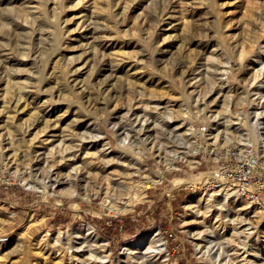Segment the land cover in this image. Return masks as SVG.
<instances>
[{
  "label": "rangeland",
  "instance_id": "1",
  "mask_svg": "<svg viewBox=\"0 0 264 264\" xmlns=\"http://www.w3.org/2000/svg\"><path fill=\"white\" fill-rule=\"evenodd\" d=\"M12 1L17 2H0V21H4L2 13L9 6L14 4L17 10H21L22 4H31L28 8L36 11V14L47 9L50 18L59 22L62 39L58 49L45 59L46 72L55 73L48 79L49 88L46 89L47 85H42L38 91L33 88L32 91L40 95L38 99H30L29 105L24 106L25 102L21 100L13 108L15 102L8 99L9 94L7 97L3 87L6 81L0 79V264H93L91 252L105 248L99 245L101 241L93 243L86 236V229L91 226L100 238L107 241L114 264H127V255L122 248L125 243L157 232L162 240L159 242H164L163 247L169 256L164 264H208L209 260L199 251L195 238L209 243L211 234L205 231L206 224L216 228L218 223L225 226L218 228L225 230L224 237H231L235 232L231 221L235 214L226 215L225 206L219 207L215 201L209 209L199 197L190 201L196 194L212 192L203 189L201 182H183L180 187L172 189L173 180L181 176L193 180L202 171L209 173L216 169V156L211 154V147L206 148V144L200 139L196 140L195 135H187L189 124L196 127L199 124H213L214 128L217 127L215 131L222 132L218 142L225 145L221 130L226 125L238 136V117L254 118L257 115L251 104L240 101V95L253 98L259 111H262L260 115H264V92L256 89V85L264 80V64L261 65L264 61V0H159L158 5L151 0ZM37 4H41L40 9ZM159 7L162 10L160 15L157 13ZM90 15L94 18H89ZM45 26L52 27L50 24ZM94 26H98L99 30H94ZM4 29H0V49L4 45L14 46V42L7 38L8 29ZM37 34L34 33L35 37L31 38L32 41L35 39L31 45L33 49L29 52L25 50L27 54L22 53L24 58L20 55L22 51L13 47L12 82H18L22 77V81L28 80L30 72L40 64L36 49L41 41ZM7 41L11 43L7 44ZM96 41L102 60L97 63L100 66L93 67L90 45ZM111 61L117 64L113 65L114 72L122 77L123 83L109 82L118 78L108 77ZM53 62L57 65L61 63V67ZM17 66L21 67L18 69ZM60 68L68 72L62 73ZM226 71H230L228 76ZM104 76L108 77V81H104L100 91L95 83L105 79ZM81 78L88 82V87L84 89L86 91L82 89V97L86 99L89 90L92 91L91 95L94 94L93 104L84 101L89 105L87 109L75 99L80 88L85 86ZM62 83L67 86L65 91L62 90L65 94L51 87ZM51 92H54L52 103H46V106L41 104L44 109L54 112L48 133L43 131L36 138L34 136L43 123L39 121L35 126L25 127L24 122L34 117L37 110L34 107L41 102L39 99L51 96ZM99 92H103L100 96L104 95L100 97ZM229 94H232L231 123L226 122L225 111L221 112V100ZM187 109L192 112L190 115H187ZM186 120L189 124L185 123ZM155 122L180 129L172 135L167 128L163 136L157 139ZM142 125L144 128L141 130ZM15 131L16 136H12ZM180 132L186 134L182 139L177 138ZM18 135L20 140H17ZM125 137L129 143L123 145L121 140ZM194 140L199 143L198 148ZM138 142H141L140 146ZM158 143L161 145L157 146ZM152 144H155V148H151L153 151L150 149ZM66 145L73 147L62 158L59 148ZM51 149L56 151L54 158H50ZM183 150L188 157H180ZM172 159L176 160L175 167L170 164ZM68 173H78V180L74 181L75 178L71 176V182ZM158 173L162 175L161 181L154 182L147 189L141 185L149 175L159 179ZM24 176L32 183L38 182L39 186H31ZM55 176L60 179L55 189L52 186L56 182L47 188L40 183L44 178L51 179L49 183L47 181L50 184ZM195 185L200 186L197 188ZM68 186L77 188V193L70 194L63 189ZM133 190L140 196L130 193ZM106 196L108 200L103 202ZM110 198L117 200L115 207H110L113 202L109 203ZM189 201L192 203L188 207L186 202ZM254 205L264 209V200ZM227 207L230 213L235 212L236 206L231 202ZM254 212L247 215L241 213L247 217V221L250 219L247 225L251 227L248 230L252 231L249 237H246V233L242 234L241 239L250 248L253 246L264 250V216L258 222ZM204 217L210 219V223H204ZM244 225L241 228L247 226ZM77 229L81 230L79 234L75 232ZM59 230L64 235L70 232L72 242L79 244L78 249L56 242ZM222 234L218 232L217 236ZM240 250L243 251V248ZM240 254L243 256L245 252ZM144 259L145 256L129 262L143 264ZM103 264H110V261Z\"/></svg>",
  "mask_w": 264,
  "mask_h": 264
},
{
  "label": "bare ground",
  "instance_id": "2",
  "mask_svg": "<svg viewBox=\"0 0 264 264\" xmlns=\"http://www.w3.org/2000/svg\"><path fill=\"white\" fill-rule=\"evenodd\" d=\"M7 2V4L8 3H13V2H17V1H12V0H0V2ZM52 1H54V0H52ZM58 1V0H57ZM111 1V0H110ZM152 1V3L154 4V5H158V3H159V0H151ZM164 1V0H163ZM212 1V0H211ZM34 2V1H33ZM22 3V2H21ZM27 3V2H26ZM31 3V2H30ZM56 3H58V2H56ZM65 3V2H64ZM103 3V2H102ZM29 4V3H28ZM163 4V3H162ZM2 5V4H1ZM31 5V4H30ZM30 5H26V6H24V4H22V6H23V8L21 9V10H17L16 9V7L17 6H15L14 4L13 5H11V6H9L8 8H7V10H5V11H3V13H2V16L4 17V18H2V19H4V21L2 20V21H0V29H8V30H6L7 32H6V35L8 36L7 38H9V39H11V42H14V46L13 47H15L14 49H19V50H21L22 52H21V54L20 55H22V53L23 54H27V52H25V50H28V52H29V50L32 48L31 47V45H32V42L35 40H33L32 41V37L34 36V33H38L37 34V37L40 39L39 41H41V45L39 46V47H37V49H36V52H37V55L39 56V61H41L40 62V64H37L38 66H37V68L34 70V71H29V69H28V72H30L31 73V75L30 76H28L29 77V79L28 80H26V81H22L23 80V77H22V80L21 79H19L20 81H18V82H15V80H14V82H12L11 81V77L13 76L12 74H11V67L13 66H11V62L15 59L14 58V56H11V55H14V52H13V47H10L9 45L7 46V45H4V46H2L1 47V49H0V79L1 80H3V81H6V84L3 86L5 89V92H7V97H8V94H9V97H8V99L11 101V102H15L14 103V107L13 108H15L17 105H19L20 104V102H21V100H23L25 103H24V106H27V105H29V103L31 102V100H34V99H38V95H40V94H36V92H34V91H32L33 90V88H37V91L39 90V89H41V87H42V85H47V83H50L49 82V80L48 79H50V77L52 78V75H54L55 73H53V74H50V73H48V72H46V70H45V66H46V63H45V59L50 55V54H52V53H54L55 52V50H57L58 49V47L60 46V42H61V39H62V31H61V28L59 27L60 25H59V22L57 21V22H54L53 21V19L52 18H50V16L48 15V11H47V9H45V12H40L39 14H36V11H32V9H30V8H28V6H30ZM56 5H58V4H56ZM105 5V4H104ZM111 5H112V3H111ZM33 6H35V5H33ZM40 6H41V4H37V7H38V9H40ZM54 6L55 5H53V8H54ZM65 6V5H64ZM166 6V5H165ZM5 7V6H4ZM3 7V8H4ZM36 7V8H37ZM52 7V6H51ZM158 7V6H157ZM172 7V6H171ZM18 8V7H17ZM58 8H61V7H58ZM154 8H156V7H154ZM161 7H159V9H157V13H159V15H160V11H162L161 9H160ZM33 9H35V8H33ZM167 10V9H166ZM2 11V10H1ZM39 11V10H38ZM93 12V11H92ZM165 12V11H164ZM163 12V13H164ZM168 12V11H167ZM152 13H154V12H152ZM87 14V13H86ZM91 14V13H90ZM145 14V13H144ZM156 14V13H155ZM63 15V14H62ZM93 15H94V13H93ZM97 15H98V13H97ZM100 15V14H99ZM145 15H147V14H145ZM154 15V14H153ZM163 15V14H162ZM161 15V16H162ZM85 16V15H84ZM87 16V15H86ZM88 17V16H87ZM96 17V16H95ZM159 17V16H158ZM89 18H91V19H93L92 18V15H90V17ZM89 18H88V20H89ZM162 18V17H161ZM1 19V18H0ZM90 19V20H91ZM87 20V21H88ZM87 21H85L86 23H87ZM85 23V24H86ZM47 24H50V25H52V27H51V29L50 28H47V26H45V25H47ZM83 25V24H82ZM88 25V24H87ZM92 26V25H91ZM84 27V26H83ZM89 28V27H88ZM99 27L98 26H94V30H97ZM186 28V27H185ZM189 28V27H188ZM5 29H4V31H5ZM86 29H87V27H86ZM93 29V28H92ZM99 30V29H98ZM105 30V29H104ZM185 31H187V29L185 30ZM188 31H189V29H188ZM1 32V31H0ZM94 33H95V31H94ZM182 33V32H181ZM89 34V33H88ZM188 34V33H187ZM187 34H185V35H187ZM89 35H91V34H89ZM94 35V34H93ZM35 37V36H34ZM167 37V36H166ZM166 37H165V39H166ZM185 37V36H184ZM4 38V37H3ZM94 38H96V40H97V37L95 36ZM14 39V41H12ZM45 39V40H44ZM37 40V39H36ZM65 40V39H64ZM92 40H94V39H92ZM2 41V40H1ZM38 41V42H39ZM11 42H9V43H11ZM8 43V41H7V44H9ZM37 42H35L34 44H36ZM48 43H49V45H48ZM64 43V42H63ZM151 43V42H150ZM2 44V43H1ZM13 44V43H12ZM11 44V45H12ZM63 45V44H62ZM151 45V44H150ZM34 46V45H33ZM83 46V45H82ZM92 48H91V50H90V53H91V51H92V56L94 57H92V60H94L93 61V67H96V66H100V65H97V63L99 62V61H101L102 60V57L99 55V47H98V44H97V41H96V43H92V45H90ZM35 47H36V45H35ZM89 47V46H88ZM150 47V46H149ZM151 48V47H150ZM150 48H148V49H150ZM33 49V48H32ZM83 49H85V48H83ZM178 49V48H177ZM5 51H7V52H5ZM20 52V51H19ZM19 52L17 53L18 55H19ZM120 52H122V50L120 51ZM147 52V51H146ZM124 53V52H123ZM145 53V52H144ZM150 53V52H149ZM88 54V53H87ZM125 54V53H124ZM16 55V54H15ZM23 56V58L25 57L24 55H22ZM31 56H32V54H31ZM16 57V56H15ZM21 57V56H20ZM67 57V56H66ZM74 57V56H73ZM83 57V56H82ZM22 58V59H23ZM35 58H38V57H36L35 56ZM53 58V57H52ZM72 58V57H71ZM85 58V57H84ZM260 58V57H259ZM262 58V57H261ZM20 58H18V60H19ZM55 59V58H54ZM57 59V58H56ZM55 59V60H56ZM74 59V58H73ZM21 60V59H20ZM35 60H38V59H35ZM59 60V59H58ZM104 60H106V59H104ZM113 60V59H112ZM52 61V60H51ZM50 61V62H51ZM57 61V60H56ZM60 61V60H59ZM58 61V62H59ZM115 61V60H114ZM16 62V61H15ZM20 62V61H19ZM49 62V63H50ZM61 62V61H60ZM187 62V61H186ZM264 61H262V63H261V65L262 64H264L263 63ZM10 63V64H9ZM31 63H33V61L31 62ZM39 63V62H38ZM62 63V62H61ZM61 63H59L60 65H61ZM88 63V62H87ZM86 63V64H87ZM89 63H90V61H89ZM88 63V64H89ZM110 64H109V66H108V68L110 69V73L108 74V77H118L116 80H114V81H112V80H110L109 82L111 83V82H113V84H116L117 82H122L123 83V81H122V77H120V76H118L117 75V72H114V66L115 65H117V64H115L114 65V63H113V61H111V62H109ZM121 63H123V62H121ZM34 64H35V62H34ZM53 64L55 65V66H60V65H57V63H54L53 62ZM63 64V63H62ZM132 64V63H131ZM180 64V63H179ZM186 64V63H185ZM48 65V64H47ZM50 65V64H49ZM52 65V64H51ZM66 65V64H65ZM64 65V66H65ZM90 66H91V64H89ZM88 65V66H89ZM102 65V64H101ZM114 65V66H113ZM178 65V64H177ZM184 65V64H183ZM33 66V65H32ZM41 66H44L43 68H41ZM21 67V66H20ZM19 67V68H20ZM23 67H25L24 65H23ZM27 67H28V65H27ZM61 67V66H60ZM17 68H18V66H17ZM18 68V69H19ZM29 68H31L30 66H29ZM34 68V67H33ZM49 68V67H48ZM53 68V67H52ZM66 68V67H65ZM92 68V67H91ZM117 68H119V67H117ZM262 68H264V66L262 65ZM54 69H56V67L55 68H53V70ZM57 69H59V67L57 68ZM62 68H60V70H61ZM63 69H64V67H63ZM62 69V70H63ZM98 69V68H97ZM136 69V68H135ZM17 70V69H16ZM31 70V69H30ZM61 70V72L62 73H67L68 71H66V72H63ZM103 70V69H102ZM105 70V69H104ZM118 70V69H117ZM50 71H52V70H50ZM49 71V72H50ZM56 71V70H55ZM59 71V70H58ZM70 71V70H69ZM14 72L16 73V71L14 70ZM19 72H21V71H19ZM27 72V71H26ZM102 72V71H101ZM227 73H226V75L228 76V74H229V72L228 71H226ZM22 73H24L23 71H22ZM58 73V72H57ZM56 73V74H57ZM98 73V72H97ZM97 73H95V74H97ZM100 73V72H99ZM134 73H136V72H134ZM133 73V74H134ZM20 74V73H19ZM28 74V73H27ZM67 75V74H66ZM128 75H129V73H128ZM131 75V74H130ZM26 76V75H25ZM55 76H57V75H55ZM68 76H70V75H68ZM67 76V77H68ZM187 76V75H186ZM196 76H197V74H196ZM226 76V77H227ZM97 77V79H98V76H96ZM95 77V78H96ZM105 77V76H104ZM103 77V78H104ZM108 77H105V79H103V80H101V81H99L97 84L95 83V87H97V89H101V87L103 86V83H104V81L105 80H107V78ZM194 77V79H195V76H193ZM256 77H257V75H256ZM264 77V76H263ZM12 78H14V77H12ZM25 78V77H24ZM60 78V76L58 77V80L56 81V80H54V81H56V83L58 84L59 83V79ZM78 78V77H77ZM102 78V77H101ZM100 78V79H101ZM68 79V78H67ZM96 79V80H97ZM132 79V78H131ZM193 79V80H194ZM81 80H83L82 78H81ZM93 80V79H92ZM62 81V80H61ZM83 81H85V80H83ZM91 81V80H90ZM90 81H89V83H90ZM98 81V80H97ZM108 81V80H107ZM132 81V80H131ZM196 81H197V79H196ZM203 81V80H202ZM63 82V81H62ZM64 82H66V81H64ZM63 82V83H64ZM75 82H77V81H75ZM96 82V81H95ZM128 82V81H127ZM132 82H134V81H132ZM54 83V82H53ZM63 83H62V85H56V87H55V83L53 84L54 85V87L53 86H51L53 89H56V91L58 90L59 92H62V93H64L62 90H64L65 91V87H67L66 85H63ZM82 83H85L84 85V87L82 86L80 89L81 90H79L78 91V96H76L77 98H75L76 99V101H78L79 103H80V106L81 107H84V109L86 108V107H88L87 105H86V103L85 102H87V104H90V103H92L93 101H92V97L94 96V94H90L91 92H89V91H87L88 92V94H86V99H84L82 96V92H84V91H86V90H84V89H86L87 87H88V82L86 83V81L85 82H82ZM108 83V82H107ZM106 83V84H107ZM131 82H129V84H130ZM182 83V82H181ZM184 83V82H183ZM194 83H196V82H194ZM14 84H16L17 86H15V87H13V85ZM61 84V83H60ZM65 84H67V83H65ZM117 84H119V83H117ZM135 84H137V83H135ZM1 85V84H0ZM91 84H89V86H90ZM122 85V84H121ZM126 85V84H125ZM133 85H134V83H133ZM133 85H132V87H133ZM200 85V84H199ZM73 86V85H72ZM181 86V85H180ZM195 86V85H194ZM256 86H258V88H256V89H259V92H264V80L259 84V85H256ZM32 88L31 90H29V89H26V88ZM46 87V89H48L49 87H48V85L47 86H45ZM91 87H92V85H91ZM106 87V86H105ZM110 87V86H109ZM108 87V88H109ZM94 88V87H93ZM107 88V89H108ZM128 88V87H127ZM134 88V87H133ZM1 89V88H0ZM52 89V90H53ZM82 89L84 90V91H82ZM137 89V88H136ZM3 90V91H4ZM42 90H45V89H43L42 88ZM102 90V89H101ZM100 90V91H101ZM103 90H105V89H103ZM66 91H68V90H66ZM73 91H74V89H73ZM194 91V90H193ZM198 91V90H197ZM257 92H258V90H256ZM40 92H41V90H40ZM39 92V93H40ZM58 92V93H59ZM94 92V91H93ZM115 92V91H114ZM62 93H61V95H62ZM66 93V92H65ZM64 93V94H65ZM103 93V92H102ZM102 93H100L99 92V96H100V94H102ZM106 93V92H105ZM192 93V92H191ZM201 93V92H200ZM45 94V93H44ZM47 94H49V93H47ZM185 94H186V92H185ZM233 94V93H232ZM232 94H229V95H226L221 101V104H222V107H221V112L222 111H225V115H226V117H227V119H226V122H230V121H232V115H233V112L231 111V109L232 108H230V100L232 99L231 98V95ZM51 96H46V98H44V100H42L41 98L39 99V101L41 100V102H39V101H37V102H39L34 108L35 109H37V110H35V115H34V117H32V118H30V117H28V118H30L29 119V121L27 122V121H23V119H22V121L25 123V127H28V126H30V125H34L35 123H37L38 124V122L40 121V122H42L43 124H42V128H40V130H39V132L37 133L36 132V134H35V136L34 137H36L37 138V136H38V134L39 133H41V132H43V131H45L46 132V134L48 133L47 131H48V128H49V121H51V116L54 114V112H52V110L51 111H49V110H46V109H44V107L43 106H41V104H43V105H45L46 103H49L51 100H52V97H54V92H51V94H50ZM56 95V94H55ZM104 95V94H103ZM103 95H101V96H103ZM113 94H111V96H112ZM96 96V95H95ZM100 96V97H101ZM190 96V95H189ZM94 98V97H93ZM31 99V100H30ZM239 99H240V101H246L248 104H251L252 105V108H253V110L256 112V116L253 118V116H250L249 118L247 117V118H244V117H242V116H239L238 117V122H239V126H240V128H238V130H237V133L239 134L238 136L236 135V133L235 132H231L228 128H229V125H226V127H225V129H223V130H221V131H223V133H224V140H226L225 141V145H230V144H233V143H238V142H241V141H243V142H245L247 139H255V141L257 142V144L260 146V147H262L263 148V138H264V115H260V113L262 112V111H259V109H258V107L256 106V104L254 103L255 101H254V99L253 98H251L250 96H248V95H245V96H243V95H240L239 96ZM7 100V99H6ZM94 100V99H93ZM199 100V99H198ZM36 101V100H35ZM74 101V100H73ZM75 101V102H76ZM85 101V102H84ZM92 101V102H91ZM96 101V100H95ZM98 101V100H97ZM96 101V102H97ZM254 101V102H253ZM5 102V101H4ZM10 102V103H11ZM99 102V101H98ZM101 102V101H100ZM103 102V101H102ZM106 102V101H105ZM202 102H204V100L202 101ZM206 102V101H205ZM7 103V102H6ZM36 103V102H35ZM50 103H52V102H50ZM93 104V103H92ZM91 104V105H92ZM200 104V103H199ZM35 105V104H34ZM204 105H206V104H204ZM262 105H263V103H262ZM23 106V107H24ZM46 106V105H45ZM79 106V105H78ZM148 106V105H147ZM211 106V105H210ZM221 106V105H220ZM105 107V106H104ZM264 107V106H263ZM34 108H33V111H34ZM80 108V107H79ZM107 108V107H106ZM87 109V108H86ZM148 109V108H147ZM208 109V108H207ZM144 110V109H143ZM202 110H204V108L202 109ZM241 110V109H240ZM88 111V110H87ZM205 111V110H204ZM33 113V112H32ZM192 112L190 111V109H187V115H190ZM240 113L242 114V112L240 111ZM76 114V113H75ZM86 114V113H85ZM84 114V115H85ZM9 115V114H8ZM82 115V114H81ZM10 116V115H9ZM57 116H59V115H57ZM86 116V115H85ZM88 116V115H87ZM13 117H15V116H13ZM79 117V116H78ZM74 118V117H73ZM77 118V117H76ZM75 118V119H76ZM157 118V117H156ZM8 119V118H7ZM10 119V118H9ZM11 119L13 120V118L11 117ZM79 119V118H78ZM83 119V118H82ZM150 119V118H149ZM25 120V119H24ZM28 120V119H27ZM74 120V119H73ZM158 120V119H157ZM163 120V119H162ZM165 120V119H164ZM237 120H236V122H237ZM18 121V120H17ZM21 121V122H22ZM19 122H20V120H19ZM39 122V123H40ZM162 122V121H161ZM165 122V121H164ZM235 122V123H236ZM18 123V122H17ZM73 123V122H72ZM148 123V122H147ZM156 124H155V126H157L155 129H156V133H157V135L155 136L157 139H158V137H162L163 136V134H164V130L165 129H167V128H169V131L172 133V135H175L174 133H177V131H178V129H180V127H178L177 126V128H173L172 126H170V125H165V124H163V123H161L160 124V122H159V124H157V122H155ZM186 124H189L188 123V120H186V122H185ZM231 123V122H230ZM230 123H228V124H230ZM22 124V123H21ZM20 124V127L22 128L23 127V125H21ZM185 124V125H186ZM238 124V123H237ZM19 125V124H18ZM165 125V126H164ZM192 125V124H191ZM190 124L187 126V129L189 130V133H187V135L188 134H191V135H188V136H192L193 137V135L195 134V131H193L192 130V126H191ZM231 125V124H230ZM15 126H16V124H15ZM35 126V125H34ZM99 126V125H98ZM144 125H142V128H139V129H143L144 127H143ZM146 126V125H145ZM154 126V127H155ZM10 127H13V125H11ZM17 127V126H16ZM172 127V128H171ZM235 127H237V126H235ZM217 128V127H216ZM216 128H214L213 127V124H210L209 126H208V130H209V132H208V139H210V140H212V142H210L208 139H206V141L209 143V145L210 144H212V143H215L216 141H217V139L220 137V135H221V133H220V131H215V129ZM13 129V128H12ZM14 129L16 130V128L14 127ZM24 129V128H23ZM27 129V128H26ZM25 129V130H26ZM93 129V128H92ZM24 130V131H25ZM99 129H97V131H98ZM14 131V130H13ZM23 131V130H22ZM27 131V130H26ZM86 132H88L87 131V129L85 130ZM84 131V132H85ZM166 131V130H165ZM233 131H236L235 129L233 130ZM18 132V131H17ZM86 132H85V135H86ZM100 132V131H99ZM145 132V131H144ZM18 133H20V132H18ZM91 133L93 134V132L91 131ZM90 133V134H91ZM98 132H96L95 133V135L97 134ZM8 134V133H7ZM14 134V133H13ZM91 134V135H92ZM102 135H103V133H101ZM2 135V134H1ZM82 135V134H81ZM84 135V134H83ZM94 135V134H93ZM120 135V134H119ZM118 135V136H119ZM172 135H171V137H172ZM12 136H16V131H15V134L14 135H12ZM23 136V135H22ZM165 136V135H164ZM186 136V134H184L183 132L181 133H178L177 134V138L178 139H182V138H184ZM10 137V136H9ZM34 137H32V138H34ZM141 137V136H140ZM167 137V136H166ZM14 138V137H13ZM12 137H11V139H13ZM18 139L17 140H20L19 138V135H18V137H17ZM22 138V137H21ZM32 138H29V139H32ZM39 138V137H38ZM120 138V137H119ZM165 138V137H164ZM189 138H191V137H189ZM16 139V138H15ZM192 139V138H191ZM121 140V139H120ZM119 140V141H120ZM123 140V141H122ZM121 140V143L124 145L126 142H127V140H126V137L125 138H123ZM126 140V141H125ZM140 140V139H139ZM15 141V140H14ZM70 141H73V139H71ZM141 141V140H140ZM167 141V140H166ZM169 141H171V139L169 140ZM168 141V142H169ZM202 141H204V139H202ZM229 141V142H228ZM228 142V143H227ZM127 143H129V140H128V142ZM141 142H138V145L140 144ZM193 143L196 145V147L197 146H199L198 144L199 143H197L196 142V140H194L193 141ZM126 145V144H125ZM130 145V144H129ZM154 145L155 144H152V146L150 147V149L152 148V147H154ZM161 145V144H160ZM159 145V143L157 144V146H160ZM193 145V144H192ZM140 146V145H139ZM143 146H145L144 144H143ZM147 146V145H146ZM162 146H166L165 144H163ZM72 147L73 146H71V145H66V146H64V147H60L59 148V153L62 155V158H64L66 155H68L69 153V151L72 149ZM167 147H169V146H167ZM140 148V147H139ZM147 148H148V146H147ZM155 148V147H154ZM160 148V147H159ZM198 148V147H197ZM145 149V148H144ZM17 150V149H16ZM19 150V149H18ZM148 150V149H147ZM152 150V149H151ZM150 150V151H151ZM68 151V152H67ZM153 151V150H152ZM151 151V152H152ZM196 151V150H195ZM50 152V158H54V153L56 152V151H53L52 149L49 151ZM144 152H145V150H144ZM169 152V151H168ZM25 153V152H24ZM153 153V152H152ZM188 154V153H187ZM188 157L187 155H186V151H184L183 150V154H181V156L180 157ZM48 157V156H47ZM193 157V156H192ZM174 159V158H173ZM171 160V165H173L174 167L176 166V160ZM191 159H193V158H191ZM193 162V161H192ZM138 164H140V163H138ZM140 166V165H139ZM141 167V166H140ZM160 170V169H159ZM76 171H78V169H77V167H76ZM147 171H148V169H147ZM146 171V172H147ZM145 172V173H146ZM23 173H25V171H23ZM149 173V172H148ZM159 174V173H158ZM208 174L209 173H207V172H204V171H202L200 174H199V176L197 175V176H195L194 178L195 179H193V180H189V179H186V178H184V177H175V179L173 180V187H172V189H174V188H178V187H180L181 186V184H183V182H190V183H192V184H197V183H199V182H201V181H204L206 178H207V176H208ZM210 174H214V173H210ZM19 175V174H18ZM25 175V174H24ZM23 176V175H22ZM50 176V175H49ZM71 176H73L74 178H75V180L74 181H77L78 180V173H76V174H71V173H68L67 174V177L70 179L71 178ZM153 175H149L148 176V180H146V182H144L143 184H141V185H143L144 186V188L145 189H147V187H151L152 185H153V183L154 182H156V181H161V178H162V175L161 174H159L158 176L160 177L159 179H156L154 176L152 177ZM157 176V175H156ZM52 176H50V178H51ZM145 177H146V175H145ZM21 178V177H20ZM43 178V177H42ZM47 178H49V177H47ZM57 177L55 176L54 178H52V182H50V184H47V181H48V183H49V181H51V179H48V180H46V179H44L43 178V180H41V184H42V186L44 187V188H47V187H50L52 184L54 185V182H56V184L54 185V186H52V188L53 189H55V187L58 185V183H59V180L60 179H56ZM24 180H28L27 178H25V176H24ZM71 180V182H72V179H70ZM36 182V181H35ZM70 182V181H69ZM152 182V183H151ZM27 183H29L31 186H33V187H38L39 185V183L37 182V183H32L30 180H28V182ZM76 183V182H75ZM71 185V184H70ZM196 186V185H195ZM75 187H77V186H75ZM64 190H66L68 193H70V194H75V193H77L76 191H77V188L75 189L74 187H72V186H68V187H66V188H63ZM86 189V188H85ZM141 189H142V187H141ZM144 189V190H145ZM143 190V189H142ZM142 190H140V192H142ZM143 190V191H144ZM133 192V194L134 195H136V193H137V191H131L130 193H132ZM89 194V193H88ZM84 195V194H83ZM137 195H138V193H137ZM138 196H140V195H138ZM135 197H137V196H135ZM200 198V199H203V201H205L204 203H205V206L206 207H208L207 209H209V207L211 206V204H212V202L213 201H215V203H216V205H217V203L219 204V207H224L225 206V210H227V213H226V215H233V214H235V216H234V218H232L231 219V221L233 222V225H232V227H233V230L235 231L234 232V234H232V236L231 237H224V233H225V230H222V231H220L219 229H221V228H223V227H225L224 226V224H221V223H218V225H217V227L216 228H212L210 225H208V224H206V229H205V231H207V233L208 234H211L210 236L211 237H208L209 238V240H208V242L209 243H207V242H204L203 243V241L202 240H200L198 237L197 238H195V244H196V246L198 247V249H199V251L200 252H202V254H205L206 256H207V258H208V260H209V262H208V264H264V257H262V256H264V255H262L263 254V252H264V250H263V252H262V250L260 249V248H255V247H253V246H251V248H250V245H248V243H246V241H244V240H242L241 239V237H242V234H244V233H246V234H248V236H246V234H245V236L246 237H249L250 236V234L252 233V231H249L248 229H250L251 227H248V225H247V223H249V222H251L250 221V219H249V221H247V217L245 216V215H242L243 213L242 212H244V214H248V213H250V212H253V211H255L253 214L256 216V218L258 219V222H261L262 221V216H264V209H261V207H258L257 205H254V202L252 201V202H250V201H248V200H246L245 201V198H244V200L242 199V197L237 193V192H235V191H232V190H229V189H224V190H220V191H218L217 193H214V192H210V193H207V192H204V195L202 194H196V195H194V196H192L191 197V199H190V201L192 200V199H194V198ZM198 198V199H199ZM108 199H107V196H106V199L103 201V202H105V201H107ZM134 200V199H133ZM138 200V199H137ZM140 200V199H139ZM109 203H111L112 201V204H111V208L112 207H115L116 206V201L115 200H113V198H110L109 199ZM190 201L189 202H186V204H187V206L189 207V206H191V203H190ZM127 203H129L128 201H126ZM232 203L233 204V206L235 207L236 206V209H235V212H232V213H230V209L227 207V204H229V203ZM109 205V204H108ZM119 207V206H118ZM242 213V214H241ZM250 215V214H249ZM250 217V216H249ZM255 221V220H254ZM203 222L204 223H210V219H208L207 217H204V219H203ZM257 223V222H256ZM221 224V225H220ZM244 224H246V225H244ZM252 224V223H251ZM254 224V223H253ZM252 224V225H253ZM242 225H244V226H246V227H244V228H241V226ZM89 226V225H88ZM92 227V226H91ZM91 227H88L86 230L88 231L87 232V237L89 238V240H91L93 243H96V242H98V241H101V244H99L100 246H104V248L105 249H101V250H93L92 252H91V256L93 257V259H94V263L93 264H98V262L99 261H101V262H99V264H103L104 262H109L110 261V264H114L113 263V261L111 260V258H110V253L108 252V250H109V248H107V245H108V243H107V241L105 240V239H102V238H100L98 235H97V233H96V231H94V227L93 228H91ZM255 227H257V229L259 228L258 227V225L256 224V226ZM79 228V227H78ZM219 228V229H218ZM262 231V230H261ZM59 232H60V234H58V236L56 237V242H59V243H61L62 245H67V247L68 248H72V247H75L76 249H78V246H79V244H75V243H73L72 242V239H71V236H70V234L69 233H67L66 235H64L65 233H62L61 232V230H59ZM75 232L76 233H80L81 232V230L79 231V229H77V230H75ZM218 232H220V233H223L222 235H218L217 236V233ZM83 233V232H82ZM74 234V233H73ZM62 235H64L65 237H63ZM72 235V234H71ZM219 238V239H216V238ZM220 237H224V238H222V239H220ZM246 237H245V239H246ZM238 238V239H237ZM244 239V238H243ZM161 240V238H160V235H159V233L157 232V233H148L147 235H145V236H143V237H141V238H138V239H136V240H133V241H130V243H125L124 245H123V250H124V252H125V254L127 255V264H130V260L131 259H138V258H141V257H143V256H145V259L143 260V264H156V263H158V264H164V262H166V260L167 259H169V256H168V253L166 252V249H165V247H163V244H164V242L162 243V242H159ZM237 240H239V241H237ZM162 241V240H161ZM235 241H237V242H235ZM249 241V240H248ZM64 242V243H63ZM148 243V244H147ZM234 243V244H233ZM241 245V246H240ZM143 248V249H142ZM241 248H243V251H241L240 249ZM264 248V247H263ZM252 251V252H251ZM245 252V254L243 255V256H240L241 254L240 253H244ZM254 252V253H253ZM148 255H150V257H148ZM251 255V256H250ZM146 257H147V259H146ZM112 261V262H111Z\"/></svg>",
  "mask_w": 264,
  "mask_h": 264
},
{
  "label": "built area",
  "instance_id": "3",
  "mask_svg": "<svg viewBox=\"0 0 264 264\" xmlns=\"http://www.w3.org/2000/svg\"><path fill=\"white\" fill-rule=\"evenodd\" d=\"M208 126L207 124L192 126L196 140L204 139L202 142L206 144L205 147H211V154L216 156L214 160L217 163L216 169L209 171L205 183L201 181V187L212 192L229 189L250 202L263 203L264 138L263 148L252 138L230 145H223L217 140L209 145L208 142H212V140L208 139ZM206 139L209 141L207 142Z\"/></svg>",
  "mask_w": 264,
  "mask_h": 264
}]
</instances>
